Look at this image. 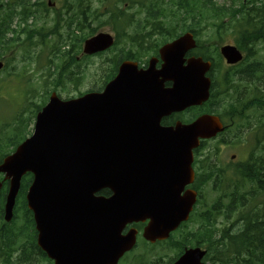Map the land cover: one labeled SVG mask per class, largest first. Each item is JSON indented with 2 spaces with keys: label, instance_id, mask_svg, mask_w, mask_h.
I'll return each mask as SVG.
<instances>
[{
  "label": "water",
  "instance_id": "95a60500",
  "mask_svg": "<svg viewBox=\"0 0 264 264\" xmlns=\"http://www.w3.org/2000/svg\"><path fill=\"white\" fill-rule=\"evenodd\" d=\"M112 43L110 34L98 33L83 51L95 53ZM195 45L193 34L185 32L159 49L160 70L155 59L146 70L123 61L102 91L69 99L52 92L32 134L0 163L9 179L5 220L22 175L32 173L27 207L36 242L53 264H117L136 240V229L122 233L126 224L148 220L142 236L154 243L187 220L196 197L185 190L193 181L192 149L223 126L212 114L166 127L159 119L208 99L210 61L185 57ZM220 53L229 64L243 58L231 44ZM104 188L109 197L96 195ZM204 254L188 248L171 264H206Z\"/></svg>",
  "mask_w": 264,
  "mask_h": 264
},
{
  "label": "trees",
  "instance_id": "16d2710c",
  "mask_svg": "<svg viewBox=\"0 0 264 264\" xmlns=\"http://www.w3.org/2000/svg\"><path fill=\"white\" fill-rule=\"evenodd\" d=\"M30 1L5 0L4 2L0 0V59H3L8 52L12 51L15 43L27 44L21 38L23 36L31 38L34 34H38L42 41L48 37V34H56L57 38L60 37L56 32L58 22H55L51 28H47L43 23L39 29L32 26L18 29L12 27L14 17H18L17 26H20L22 24L19 21V16L22 23L26 24L29 17L34 16L35 12L39 13L41 9L46 8L44 0H34L32 3ZM99 1L103 5L99 9L104 7L106 19L113 24L114 30H117V28L124 31L127 30L129 17L132 13H127L126 9L121 5L124 0H108L107 3L104 0ZM64 2L67 7L66 11L70 13L72 6L78 4V11H72L70 14V23L76 21L80 24L79 18L82 15L80 9L83 5V0H64ZM236 2V0H231L230 4L227 5L226 3H218L216 0H170L172 6L169 5L167 8L164 4L158 3L157 0H142L138 2L139 9L145 18L144 21L151 20L154 23L159 15L163 17L154 26L155 30L162 32V36L155 41L152 47L146 45L148 48H143L144 44L140 43V47L143 49L142 52L137 47H134L133 52L131 49L125 50L123 48L119 54L112 57L114 58V67L120 60L132 53L142 54L146 52L145 54H156L157 46L174 38L178 33L177 30L189 29L194 32L195 26L199 23L203 26H209L213 32L212 37H216L219 42L224 41L228 34L232 35L233 42L242 50L245 49L249 57L252 56L256 51V45L264 43V0H239L238 4ZM36 5L38 7H34ZM39 5L41 8H39ZM173 7L177 10L174 11ZM178 14H181V18L177 17ZM183 16L190 17L191 23L188 25L184 21L180 23L179 21L182 20ZM35 21L33 20V22ZM139 24L140 21H137L132 30H135ZM66 26L69 31H73L74 27H76L75 25ZM93 31V28L89 30L91 34ZM83 37L85 36H82L81 39ZM117 37L119 40L123 38V35L117 33ZM127 38L131 42L134 37L128 36ZM201 48L203 49L205 46L198 43L195 50L204 59L209 55V51L213 53L214 50H217V47L205 51H202ZM26 52L27 54L30 53V51ZM68 55L69 53L65 51L62 52V56L57 55L59 60L64 58L62 63L56 65L55 62L52 64V66L54 65L53 68L49 69L58 73L55 78L56 81L53 82V85L44 88L40 98L35 91L34 97L37 95L39 100H35V102L31 100L32 108L27 105V108L16 114L10 123L0 126V160L8 153V150L3 149L4 147L7 149L10 147V151L14 150L17 144L31 133L29 126L31 127L35 114L45 104L50 92L53 90L57 91L59 84L63 85V82L73 80V77L78 72V67L72 66L76 62L75 60L69 62L66 57ZM72 58L74 59V57ZM241 64L238 65V73L236 74L241 77L240 80L249 81L257 88V93L254 96L258 97L253 100L255 105H257V113L254 114L256 121L253 134L254 141L250 148L249 159L246 161L250 164L240 163L241 171H235L228 175L224 165L217 159L211 158L209 154L201 158L200 182H204V175L208 174V180L217 193L215 200L208 209L198 214L203 225L197 226L196 229L180 232L179 238H176L177 235L173 234L164 242H156L155 244L145 242L144 244L149 250L145 252V256L138 254L133 259L134 264H169L182 253L184 247L193 245L206 248L204 259L210 260L211 264H264V204L260 206L252 202V204L246 205L245 199L252 197V193H246V191L242 190L241 176V173H247L251 179L262 175L263 180L255 188L264 192V64L258 60L244 65ZM232 80L233 78L230 77L228 82L231 83ZM80 94L82 92L78 93V95ZM210 101L204 105V110L207 112L215 111L211 107ZM26 111L29 114L23 118L21 114L26 113ZM188 111L192 113L191 116L197 114V109L195 108ZM219 165L222 169L219 168ZM252 170H254L253 174H251ZM31 180L32 175L30 173H26L21 178L12 220L10 223L1 222L0 264H51L45 253L36 244V230L32 213L26 207L25 194ZM196 182H199L198 176L196 177ZM6 191L7 183L4 181L0 189V206ZM98 194L109 196L111 192L104 188ZM219 214L223 215L224 221H227V218L229 219L231 215L235 216V223L238 226H234V224L221 228L213 226L215 217ZM169 241H175L176 243L175 246H170L175 254L169 259L163 260L160 257V252L155 250V247L163 246V243H168ZM151 255L153 259L148 260Z\"/></svg>",
  "mask_w": 264,
  "mask_h": 264
},
{
  "label": "rangeland",
  "instance_id": "374dc122",
  "mask_svg": "<svg viewBox=\"0 0 264 264\" xmlns=\"http://www.w3.org/2000/svg\"><path fill=\"white\" fill-rule=\"evenodd\" d=\"M3 1L5 2V0ZM131 1L136 2V0ZM216 1L218 3H226L227 5H229L231 2V0ZM238 1L236 2L237 4ZM44 2L47 8L41 11V22L36 23V26H39L43 22L46 23L47 26H52L55 22H58L56 32L57 34L62 35V37L57 38L56 34H53L52 38L48 37L52 40L54 39L53 43L52 41H45L44 43H40L38 36L34 37L33 41H35V43L30 44V53L28 52L29 54H27V52L22 49L23 45L17 42L14 44L15 47L12 52H8L7 55L3 58V66L2 68H0V126L10 123L14 118L13 115L19 114L21 111L25 110L27 108V105L32 108L31 100L34 102L35 100H39L37 95L34 97L35 91H37V94H39L40 98V94H43L44 88L46 86H51L49 83L50 80H47L45 77H43V71L47 68L49 60L51 61V64H54L56 62V65H59L64 59L62 58L56 61L54 59L55 51H58V49L67 50L72 45V55H75L78 57V59H81V44L78 47V41L73 39V35L67 37L66 32L63 31L64 19L68 15L66 11V3L64 2V0H44ZM107 2L108 1L106 0V3ZM125 2L129 4L130 0L122 1L121 5L123 6ZM168 2L170 3V0H168ZM82 6L83 7L80 9V12H83L85 19L76 30V34L80 38H82V34L88 35L87 32H89L90 30L88 25L89 22L93 20L92 16H99L102 10L104 11V9H97L100 6L99 0H83ZM77 8L78 4L72 6V10H77ZM94 8H96L97 10L91 14ZM136 10L137 9L133 8L129 11L126 10V12L133 13L136 12ZM135 15L138 16L137 13ZM179 16L181 18V14H178L177 17L179 18ZM98 20H104V16L99 17ZM190 20L191 19L188 16H184L179 22L181 23L184 21L187 23ZM16 21H18L17 16L13 19L12 27L16 25ZM35 22H32L30 25H26V27H33ZM94 25L95 23H93V26ZM205 27L206 29L201 33L202 37L198 38L199 42L203 46L208 47L210 48V50H212L213 48L219 47L223 44H233L232 35L228 34V36L224 38V41L219 42L216 37H212L213 32L211 31V28L207 25ZM177 28L179 29L180 27ZM99 30L115 33L109 23H101L100 25H97L94 29V33ZM206 36H209L210 38ZM123 42L124 41L120 39L117 48H120ZM256 49L257 53H254L249 59H245V62L243 63L246 64L254 60H258L264 64V43H258L256 45ZM202 50H205V48H203ZM114 53L115 49L113 51L110 50L109 53L105 55L95 56L79 61V74L78 76L73 77V80L75 81L63 82V85L59 84V86L57 87L58 94L62 98H68L77 96L80 92L101 88V84L103 83V80L107 75V72L109 71L108 68L110 67L109 64H106L104 62V59L107 57H112ZM208 53L213 54L211 51H209ZM45 80H47L46 83H44ZM245 86L246 94H248L245 104H248L247 106L250 107L252 104L250 103L249 98H252L253 95L256 94L257 89L252 84ZM27 114L29 113L26 111V113H23L21 115L24 118L27 117ZM244 114L246 115V117H249L250 123H255L253 110H245ZM225 120L228 121L227 117H225ZM237 121V123H233L232 125H230V128L227 132L217 137L216 140H210L206 142V144L201 149L203 152H210L216 146H219V148H215V150H213L211 154L220 149V153H216L215 159H217L222 165L226 167L229 156L232 153L235 154V160L244 159L248 156L249 153V145L245 140H243V138L247 134L246 131L248 126L246 125L244 120ZM236 137H242V141H239V139ZM223 140H226V142ZM200 191L201 197L197 205V213L215 196V192L212 190L211 183L209 184L208 190L203 187ZM256 202H264V196L263 198H261V196H258ZM217 220V227H223L225 222L222 221V216L217 217ZM187 226L188 228L184 229V232L187 231V229H195L197 227V224H195L194 220H192L187 224ZM226 226H228V224H226ZM179 236L180 235H177L176 238H179ZM167 246H171V243L158 247V250L161 253H164H160V257H162L161 259L163 260H167L174 255V250L171 247L168 249ZM142 249H144V247L143 245H140L139 249H136L134 253H142ZM128 259L129 257L127 258L126 262H120V264H133V259ZM149 259H153L152 256H150ZM207 262L208 264H211L210 260H207Z\"/></svg>",
  "mask_w": 264,
  "mask_h": 264
},
{
  "label": "flooded vegetation",
  "instance_id": "af4514ba",
  "mask_svg": "<svg viewBox=\"0 0 264 264\" xmlns=\"http://www.w3.org/2000/svg\"><path fill=\"white\" fill-rule=\"evenodd\" d=\"M34 16L37 17L38 13L35 12ZM34 16H30L28 19V24L30 25L31 22L33 20H36L35 18H33ZM163 19V17L161 15H159V19L157 21H155L154 23L150 22L147 23L145 26H140L137 28V30H132L130 31V35L134 36L135 38L131 40V44L136 45L139 48V51L142 52V47L144 48H148L146 45H149L152 47L153 44H155V40L157 37L162 36V32L155 30L154 26L156 25V23L160 22ZM198 22V21H196ZM196 31L194 30V32H192L196 37V39L202 37L201 33L206 29V27H203V30H201V24H197L195 27ZM126 32V31H123ZM121 32V34L123 33ZM208 37V36H206ZM140 43H144V46L140 47ZM198 43V41H197ZM254 43V42H253ZM255 45V44H254ZM202 49V48H201ZM210 48L205 47V50H209ZM203 50V51H205ZM241 50V49H240ZM131 52V51H130ZM242 54H244V60L245 59H249V55L248 52L243 49L241 50ZM146 53V52H145ZM145 53L142 54H137V53H132L131 55H128V57L124 58V60L120 61L116 67H114V58L112 57H107L106 59L109 61L106 62V64H109L110 67L108 68V72L107 75L105 76L103 83L101 84V91L103 90L104 86L106 85V83L112 79L113 77H115V75L117 74L118 71V67L120 65L121 62L125 61V60H130V61H134L138 64V69H143L146 70L149 67L148 62L150 61V59H157L156 62L154 63V68L156 70H160L162 67V62L159 58L158 55V50L156 52V54H149L146 56L144 55ZM191 56H195L198 57L200 56V54H198V52L196 51V55H193L191 53L187 54L186 57H191ZM205 60L210 61L211 63H214L211 65L210 69L205 73V75L210 79V97L207 101L203 102L201 105H194V106H190L185 108L182 112L181 115L184 114L186 117H189V119H195L197 116L203 114V113H211V114H215L218 115L220 118H225L227 117L228 121L223 122L225 125V132L228 131V129L230 128V125H232L233 123H237L239 120V118L243 117L244 111L245 109L248 107L247 104H245V101L247 100L248 94H246V86L248 85L250 82L249 81H245V80H240V76L237 75L236 73H238L237 67L239 65V63L236 64H229L226 62V60L220 55L219 53V49L218 50H214L213 54H209L207 55V58ZM242 61L245 62V61ZM245 64V63H243ZM161 78V76H159ZM232 77L233 80L231 81V83L228 82V79ZM164 87H169L171 86V82L168 81H164ZM234 85V86H233ZM210 101V105L213 108V112H207L204 110V105L207 104V102ZM195 108L197 109V114L195 116H191L192 113H190L188 110ZM249 110H255V108H250ZM217 111V112H216ZM179 114H170V115H166V116H162L159 119V124L162 126H172L175 125L176 122L180 119V117L177 118ZM247 134L246 136L243 138V140H245L248 145H252L253 141H254V128L253 127H249L247 128ZM219 137V135H216L214 138L210 139V140H216V138ZM242 139V137H241ZM203 141L205 144L206 142L210 141ZM202 148L200 146L196 147L193 149V159H192V169H193V173H194V177H193V182L191 183L190 186H186L185 188H190L194 191H196V198L198 195V192L204 187L206 190H208L210 181L208 180V174L204 175L205 181L204 182H200V173L202 171V165H201V158L205 157V155L207 153H204L202 150ZM249 154L248 156L244 159H240V160H235V156L232 153L229 156V160H228V164H229V168L226 167V171L228 173V175L234 173L235 171H241L240 169V163L241 164H248L249 162H246L249 159ZM245 164V165H246ZM250 164V163H249ZM219 168H221V166L219 165ZM254 170H252L251 174H253ZM198 176V181L196 182V177ZM242 190L248 192L250 190L251 187V193L253 194V196H256V199H258V196H261V198H263L264 196V192L256 190L255 187H257V184L259 182H261L263 180V177H256V178H249L247 173L242 174ZM2 179V176L1 178ZM8 183V182H7ZM204 190V189H203ZM183 194V193H182ZM249 202H251V197H247L245 199V203L246 205L249 204ZM4 204H5V197L4 200L0 206V226H2L1 220H3V208H4ZM264 207V206H263ZM195 209V207H194ZM198 213L196 211H192L189 221L187 223H182L180 224V226H187V224L189 222H191L192 220L195 219V216ZM147 224V222H136V223H130L126 225V231L128 228L130 227H134L136 226H142V228ZM138 230V229H137ZM125 231V232H126Z\"/></svg>",
  "mask_w": 264,
  "mask_h": 264
},
{
  "label": "bare ground",
  "instance_id": "6f19581e",
  "mask_svg": "<svg viewBox=\"0 0 264 264\" xmlns=\"http://www.w3.org/2000/svg\"><path fill=\"white\" fill-rule=\"evenodd\" d=\"M37 17H38V16H37ZM37 17H35V19H37ZM19 21L21 22L22 25L17 26L18 21H16V25L13 26V28L18 29V28H20V27H26V25H28V20H27V23H26V24L22 23L21 20H19ZM32 22H33V21H32ZM32 22H31V23H32ZM22 177H23V175H22ZM22 177H21V178H22ZM20 182H21V179H20ZM19 184H20V183H19ZM7 189H9V180H8V183H7ZM11 220H12V218H10L9 220H6V222H7V223H10Z\"/></svg>",
  "mask_w": 264,
  "mask_h": 264
}]
</instances>
